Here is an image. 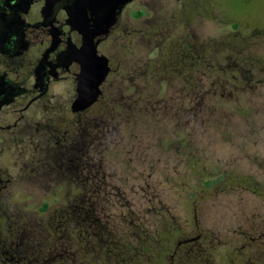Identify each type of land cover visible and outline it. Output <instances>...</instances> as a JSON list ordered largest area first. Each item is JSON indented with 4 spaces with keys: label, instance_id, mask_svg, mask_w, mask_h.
I'll list each match as a JSON object with an SVG mask.
<instances>
[{
    "label": "flooded vegetation",
    "instance_id": "1",
    "mask_svg": "<svg viewBox=\"0 0 264 264\" xmlns=\"http://www.w3.org/2000/svg\"><path fill=\"white\" fill-rule=\"evenodd\" d=\"M189 1L180 0L189 12L187 16L195 15V10L199 13L202 6L204 10L200 0L195 3L200 8L193 6L190 10ZM155 3V0L130 2L117 16L109 33L95 37L97 55L108 59L110 71L100 86L102 94L98 101L76 111L79 76L89 49L85 48L83 35L71 16L81 14V19L89 22L88 28L93 29L88 3L85 0H0V264H77L83 252L92 255L95 243L103 247V238L95 232L98 226L104 230L103 237L113 236L111 221L103 212L107 208L105 203L114 196L107 190L105 157L122 125L121 121H115L113 112L118 110L122 116L123 111H136V103L128 102L122 95L127 73L125 55L144 36L139 28L142 20L154 25L148 10ZM185 15L180 14L183 23L187 20ZM161 17L160 23L164 22ZM147 30L149 34L153 32L149 26ZM166 38L162 47L169 48L165 54L166 65L160 73L157 63L149 64L148 76L165 73L182 79L199 76L204 79L219 75L216 71L225 62L224 53L229 58L234 53L230 40L229 48L217 46L216 51L211 43H195L189 35L178 41ZM233 62L235 66L222 77L229 83L238 80L235 73L241 76L244 72ZM185 84L187 100L195 94L190 92L195 91V86L191 88L189 81ZM199 88V93L204 92L205 88L201 89L200 85ZM14 169L19 171L12 173ZM25 186L53 192L50 200L38 209L37 218L11 209L13 191L20 194ZM59 191L68 192L64 199L60 198ZM51 201L61 205L49 215ZM154 212L162 215L157 209ZM195 221L200 229L199 222ZM181 228L172 225L169 230L178 234ZM257 229L253 226L255 233L246 235L250 240L246 245L264 247V232L259 234ZM205 236L202 233L180 235L169 252L170 264L180 254L187 256L193 252V244L199 241L204 244ZM203 249V245L198 249L200 255ZM181 259L183 262L184 258Z\"/></svg>",
    "mask_w": 264,
    "mask_h": 264
},
{
    "label": "rangeland",
    "instance_id": "2",
    "mask_svg": "<svg viewBox=\"0 0 264 264\" xmlns=\"http://www.w3.org/2000/svg\"><path fill=\"white\" fill-rule=\"evenodd\" d=\"M200 1L205 4L199 11L203 15L196 11L187 16L189 12L180 0H155L148 10L154 25L142 20L139 28L147 37L143 36L140 44L125 55L127 73L122 95L136 103V111H123L122 116L118 110L113 112L115 121L122 125L104 163L107 190L114 196L105 203L103 212L117 236L124 237L130 211L149 216L155 209L162 215L153 216V228L162 231L172 225L182 227L174 239L175 246L180 235L198 233L217 234L222 243L241 246L250 241L246 235L254 232L253 226L259 228V234L264 232V0ZM189 2L190 10L197 8L198 0ZM181 13L186 14L184 23ZM160 17L164 22L160 23ZM236 24L237 31L233 28ZM148 26L153 31L150 34ZM235 33L240 54L249 57L250 63L237 58L235 51L233 58L225 52V62L216 71L219 75L199 76L198 82L195 79L201 89L205 88L203 95H208L205 102L201 98V106L194 94L185 100L189 79L165 73L148 76L149 64L157 63L160 73L166 65L169 48H162L166 37L178 41L189 35L193 42L211 43L218 51L217 46L230 47L229 40ZM233 61L245 72L241 76L235 73L238 80L222 87L227 83L222 78L224 72L235 66ZM206 174L237 175L250 179L253 186L221 183L208 189L202 178ZM57 193L64 199L68 192ZM13 194L12 211L36 218L38 209L53 196V192L28 186L20 194ZM60 205L51 201L49 215ZM257 247L252 246L249 256L264 251V247Z\"/></svg>",
    "mask_w": 264,
    "mask_h": 264
},
{
    "label": "trees",
    "instance_id": "3",
    "mask_svg": "<svg viewBox=\"0 0 264 264\" xmlns=\"http://www.w3.org/2000/svg\"><path fill=\"white\" fill-rule=\"evenodd\" d=\"M197 7L199 8V6ZM207 9H212V7H208ZM197 14L200 15L199 13ZM233 28L237 31V24ZM230 41L232 46H234L233 51H235L237 58L240 57L242 60L246 61L245 64L249 65V57H242L241 54L244 53L240 54L241 48L238 45V34L235 33ZM226 81L227 83L229 82L228 80ZM197 82H195V79H189L190 87L192 88L195 86V100L197 104L201 106V98L205 102L208 95H203V92L199 93L200 88ZM227 83L222 84V87L226 86ZM243 85L247 87L245 82H243ZM197 110H199V108ZM202 178L205 179V186L208 189H213L216 185L218 186V184L221 183L227 186H245L248 188L253 186L250 179H242L232 174H206L202 176ZM99 194L100 192H98V195ZM125 208H129V205L126 204ZM129 216V219H127L128 227L124 237L117 236L116 234L111 236L110 239L105 236L103 237L102 232H104V230L98 226L99 229L95 232L100 233V239L103 238V247L95 243L92 255L83 252L81 254V260L77 261V264H169V252L171 248L175 247L174 239L177 234L176 231L172 229L159 231V228H153V226H155L153 216L157 217L155 212H150L149 216H147L143 213L130 211ZM150 217L152 218L150 219ZM217 241L218 243H216ZM105 242L107 243L105 244ZM202 242L204 244H201V241H199L197 245L193 244L194 250L193 252H188L187 256L185 253L182 254V256L180 254L179 258L175 259L174 264H183L184 261H186L187 264H264V251L253 252V254L251 253L249 256V252H252V247L246 245L248 242L241 246L235 243L230 244L229 241H224V243H222L223 241H221L220 236L217 234L206 235ZM202 245L204 249L200 255L199 250H201ZM260 247L263 248V246ZM182 257L184 258L183 262L181 259Z\"/></svg>",
    "mask_w": 264,
    "mask_h": 264
},
{
    "label": "water",
    "instance_id": "4",
    "mask_svg": "<svg viewBox=\"0 0 264 264\" xmlns=\"http://www.w3.org/2000/svg\"><path fill=\"white\" fill-rule=\"evenodd\" d=\"M91 10L94 21L93 29H89V22L81 19L79 13L72 14L71 18L77 22V30L83 35L84 46L89 49L85 62H82V72L79 76V97L74 104L76 111L89 108L96 103L102 94L101 84L109 74V61L97 55V47L93 43L96 36L108 34L115 24L120 12L134 0H85ZM87 26L84 30L83 27Z\"/></svg>",
    "mask_w": 264,
    "mask_h": 264
}]
</instances>
